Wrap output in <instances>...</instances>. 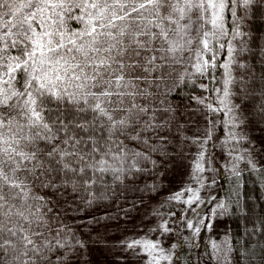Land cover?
I'll use <instances>...</instances> for the list:
<instances>
[{"label":"snow or ice","instance_id":"obj_1","mask_svg":"<svg viewBox=\"0 0 264 264\" xmlns=\"http://www.w3.org/2000/svg\"><path fill=\"white\" fill-rule=\"evenodd\" d=\"M228 7L229 0H0V264H45L47 252L64 247L62 229L47 234L50 201L38 190L88 192L105 174L120 179L125 165L139 170L131 158L142 154L120 138L139 140L156 127L154 101L176 65L195 60L201 76L216 67ZM204 158L201 149L192 172L201 188ZM169 199L203 203L191 186ZM126 247L153 264L160 245L137 239Z\"/></svg>","mask_w":264,"mask_h":264},{"label":"trees","instance_id":"obj_2","mask_svg":"<svg viewBox=\"0 0 264 264\" xmlns=\"http://www.w3.org/2000/svg\"><path fill=\"white\" fill-rule=\"evenodd\" d=\"M224 16L227 35L220 37L216 44V67L201 76L195 70V60L184 61L175 66L162 86L166 93L175 98L179 107L183 103L193 102L212 114L207 105L216 107L215 97L228 76V67L224 65L233 66L232 71L236 76L232 97L238 102L236 107L242 112V117L249 122L250 129L246 130V136L248 131L254 136L253 150H257L258 162L253 166L246 165L237 174L222 176L215 190L226 206L224 219L235 264H264V0H249L247 5L243 0H229ZM72 26H76L74 21ZM220 44L224 47L220 48ZM184 55L187 57L191 53ZM219 115L221 123L216 126V143L223 138V126H226L220 109ZM163 138V131L160 132L157 126L141 132L139 140L121 137L124 146L141 153L142 158L132 157L137 161L139 170L128 171L125 165L120 179H114L110 173L105 174L102 183L94 184L88 192L82 188L72 191L71 187L68 190H38L41 195L47 194L50 201L48 216L52 231L47 234L52 237L56 235V229H62L58 236L60 240L66 227L72 228L75 221L80 231H100L95 233V239L108 238L107 234L116 236L122 232L128 233V227H137L141 222L136 220L142 214L147 197L162 187V172L165 173L168 161L171 162L168 157L171 156L170 150L160 146ZM247 138L250 141V136ZM160 212L174 222L167 237H176L174 243L170 241L168 244L171 249H166L172 250L173 264H200L196 252L190 248L192 235L187 233V236H180L173 232L174 225L177 226V221L183 216L180 206L163 203ZM188 224L185 221L183 227ZM75 239L65 234L62 242L66 246V254L58 255L61 248L47 252L45 264L49 261L51 264H61L59 261L69 264L70 259L68 261L65 257L78 255L82 249Z\"/></svg>","mask_w":264,"mask_h":264},{"label":"rangeland","instance_id":"obj_3","mask_svg":"<svg viewBox=\"0 0 264 264\" xmlns=\"http://www.w3.org/2000/svg\"><path fill=\"white\" fill-rule=\"evenodd\" d=\"M11 19L12 17L8 14L3 17L5 22ZM232 69L233 66L231 68L229 64L227 80L217 92L216 107H214L216 111H212V114L193 102L183 103L182 107H179L175 98L166 93L165 87L162 86L161 91L164 94L158 95L154 101V106L158 109L155 113V125L160 132L163 131L164 138L160 146L164 150H170L169 155L171 154V156L166 154L171 158V162L168 161L166 174L162 172V187L157 188L154 194L147 197L142 214L136 220L141 223L137 227L134 225L128 227V233L122 232L116 236L107 234L108 238L95 239V233H100L98 230L80 231L76 221L73 222L72 228L66 227L60 241L65 240L66 234L69 238H76L75 240L82 248L78 255L65 257L67 260L70 259L69 264H148L152 256H145L139 248L132 250L126 247L128 242L137 239H149L160 245V248L154 252L156 261H153V264L157 262L173 264L172 250L166 251V249H171L168 244L174 243L176 236L167 237L170 231L164 232L160 225L166 224L172 230L174 222L167 215L161 214L160 207L163 203L180 206L183 210V216L177 221L179 224L174 225L173 232L180 236H187V233L192 235L190 248L196 252L200 264H235L224 219L225 210L217 207L218 202L224 203V201L215 190L216 184L224 175H234L246 165L257 164L258 153L257 150L256 152L253 150L252 133L250 131L247 133L250 141L246 136V130L250 129L249 122L242 117V112L236 107L238 102L232 97L236 76ZM226 90L228 96L224 95ZM221 100L225 103L221 104ZM219 109L224 116L226 126H223V138L216 143V126L221 123ZM209 132H211V139L204 142ZM201 149L205 153L206 169L203 173L204 187L202 188L192 179L194 163ZM189 186L199 191L203 203L189 207L182 200L169 199ZM190 195L185 192L183 199L189 198ZM185 221L191 224L194 222L193 227H183ZM207 224H211L210 229L205 227ZM197 227L200 228L199 233L194 231ZM214 243L216 247H213ZM66 251L64 244L58 255L61 257L62 254H66ZM138 252L140 255H137ZM164 256H170L171 259L165 260ZM59 262L66 264L64 261Z\"/></svg>","mask_w":264,"mask_h":264},{"label":"bare ground","instance_id":"obj_4","mask_svg":"<svg viewBox=\"0 0 264 264\" xmlns=\"http://www.w3.org/2000/svg\"><path fill=\"white\" fill-rule=\"evenodd\" d=\"M152 233V232H151Z\"/></svg>","mask_w":264,"mask_h":264}]
</instances>
